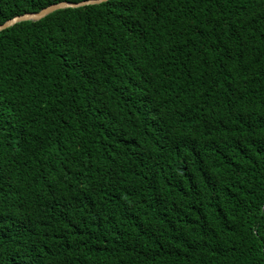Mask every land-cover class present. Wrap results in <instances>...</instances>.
Masks as SVG:
<instances>
[{
  "label": "trees",
  "instance_id": "trees-1",
  "mask_svg": "<svg viewBox=\"0 0 264 264\" xmlns=\"http://www.w3.org/2000/svg\"><path fill=\"white\" fill-rule=\"evenodd\" d=\"M0 264H264V0L1 31Z\"/></svg>",
  "mask_w": 264,
  "mask_h": 264
},
{
  "label": "water",
  "instance_id": "water-1",
  "mask_svg": "<svg viewBox=\"0 0 264 264\" xmlns=\"http://www.w3.org/2000/svg\"><path fill=\"white\" fill-rule=\"evenodd\" d=\"M109 0H84L80 2H58L55 4H51L38 12H28L21 15L14 16L13 18L5 21L3 24H0V32L8 29L18 23L26 22V21H40L46 16L52 14L55 11L67 9V8H80L88 5H99L105 3Z\"/></svg>",
  "mask_w": 264,
  "mask_h": 264
}]
</instances>
